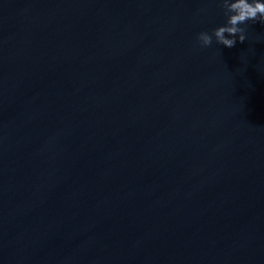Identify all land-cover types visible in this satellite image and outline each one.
I'll use <instances>...</instances> for the list:
<instances>
[{
	"label": "water",
	"instance_id": "water-1",
	"mask_svg": "<svg viewBox=\"0 0 264 264\" xmlns=\"http://www.w3.org/2000/svg\"><path fill=\"white\" fill-rule=\"evenodd\" d=\"M225 22L0 0V264H264V23Z\"/></svg>",
	"mask_w": 264,
	"mask_h": 264
},
{
	"label": "clouds",
	"instance_id": "clouds-1",
	"mask_svg": "<svg viewBox=\"0 0 264 264\" xmlns=\"http://www.w3.org/2000/svg\"><path fill=\"white\" fill-rule=\"evenodd\" d=\"M220 7L224 10L226 22L208 32L197 34V41L203 47L212 44L213 38L217 44L224 47H234L237 42L243 43L246 39L245 28L241 25L248 21L264 23V3L260 0H219Z\"/></svg>",
	"mask_w": 264,
	"mask_h": 264
}]
</instances>
